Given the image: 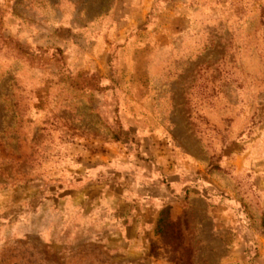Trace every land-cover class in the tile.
Segmentation results:
<instances>
[{
	"label": "rangeland",
	"instance_id": "374dc122",
	"mask_svg": "<svg viewBox=\"0 0 264 264\" xmlns=\"http://www.w3.org/2000/svg\"><path fill=\"white\" fill-rule=\"evenodd\" d=\"M0 264H264V0H0Z\"/></svg>",
	"mask_w": 264,
	"mask_h": 264
}]
</instances>
